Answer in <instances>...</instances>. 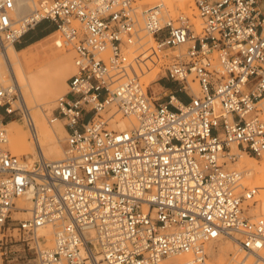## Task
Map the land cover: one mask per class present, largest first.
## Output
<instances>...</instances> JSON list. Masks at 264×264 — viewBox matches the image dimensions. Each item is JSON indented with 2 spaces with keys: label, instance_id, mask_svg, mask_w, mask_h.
I'll return each mask as SVG.
<instances>
[{
  "label": "built area",
  "instance_id": "1",
  "mask_svg": "<svg viewBox=\"0 0 264 264\" xmlns=\"http://www.w3.org/2000/svg\"><path fill=\"white\" fill-rule=\"evenodd\" d=\"M193 1L200 32L165 5L139 13L135 0H39L24 16L0 0V54L43 22L75 52L51 114L67 132L59 162L11 151L8 120L35 124L14 72L0 84L1 257L18 260L13 228L33 264H210L220 239L237 245L236 264H264V213L253 215L264 187L231 167L264 160V0ZM142 32L156 41L152 57L132 56ZM164 58L159 81L177 86L166 103L141 80Z\"/></svg>",
  "mask_w": 264,
  "mask_h": 264
},
{
  "label": "bare ground",
  "instance_id": "2",
  "mask_svg": "<svg viewBox=\"0 0 264 264\" xmlns=\"http://www.w3.org/2000/svg\"><path fill=\"white\" fill-rule=\"evenodd\" d=\"M190 2L191 0H157L156 3L154 2L155 4L153 7L160 3H163L168 6L167 8H170V10H172L173 8H175V5L179 3L181 6L187 8V5H189ZM17 5L18 14L20 16H24L26 15L24 12H29L30 8L34 7L35 2L34 0H17ZM197 30L200 31L201 29ZM154 41V38L151 36L147 41L141 44L143 47V51H141L140 55H142L143 57H152L151 55L155 52V49L157 47H155ZM146 45L147 47H144ZM15 48V46L11 45L6 50H3V52L0 54V84L4 86L10 85L14 79V72L18 83L22 88L24 104L29 110L32 120L34 121L35 131H33V129L31 128L29 129L24 116H20L8 122V131L13 133V139L10 143L11 150L19 156L27 157L29 162L35 161L39 156H43V158H45L49 162H59L65 157V149L62 147L61 143L63 139L67 137V132L64 128V123L61 120L51 122L50 119L49 121L46 109L42 108L43 102L41 103V100L43 99L39 98H41L42 94L47 90L48 84H52V86L54 87V83H56L60 79L67 78L68 64L66 63V61H62L59 65V68L57 67V70L53 69L56 70L55 72L51 74L47 73L49 74L48 77L44 76L43 73L34 72L31 74H27L20 60L19 53ZM136 51L140 52L139 49H136ZM133 55L136 54H133L132 51V56ZM153 59L155 58H152L151 61ZM147 65L151 66L150 62H147ZM146 74H148V71L145 72V75ZM192 88L196 90V87H193V85ZM66 92L57 96L56 99L66 94ZM177 101L178 99L175 98V103ZM32 109L36 110L35 113H32ZM17 125L19 126L18 128H12V126ZM24 125L28 129L29 136L31 137L29 141L27 140V134H25L24 136H18L17 134L20 128H22V126ZM128 125L129 123L127 121L120 120L118 128L126 129ZM9 126H11V128H9ZM242 158H245L244 160H242V162L245 163L246 166L241 169L250 171V179H252L256 184L264 186V161L259 163L255 159L247 156H243ZM242 158L239 159V162ZM250 184L253 183L251 182ZM28 206L29 205L26 204L25 206H23V208H28ZM257 214L259 216V212ZM15 217L19 219H26L28 215L26 212H19L15 215ZM40 235L46 237V246L42 248H46L47 245L48 247L51 246V241L53 240L54 235L53 229L49 226L44 227L40 230ZM232 249H234L235 252L239 251L237 245L234 242L226 239H220L218 242L211 244L209 247V252L211 255L210 263L231 264V261L227 263L225 259L228 256V253L232 251ZM179 259L183 261L184 258L181 257Z\"/></svg>",
  "mask_w": 264,
  "mask_h": 264
},
{
  "label": "rangeland",
  "instance_id": "3",
  "mask_svg": "<svg viewBox=\"0 0 264 264\" xmlns=\"http://www.w3.org/2000/svg\"><path fill=\"white\" fill-rule=\"evenodd\" d=\"M38 1L39 0H34L35 5L37 4ZM156 1L157 0H135V3H136V6L139 8V13H140L146 9L153 8ZM192 3H193V5H192ZM158 5H165V4L160 3ZM165 7H168V6L165 5ZM32 8L33 7H31L30 10ZM185 8L186 7L181 6L178 3L175 5V8H173L170 11H172L171 13H173V14H180V13L185 14L190 19V22L195 26V28H197L199 30L202 29L203 23H202V20L199 16V12L195 6L194 1L191 0L189 5H187V8L186 9ZM24 13L27 14L28 12L26 13V11H25ZM142 27H143V24H142ZM200 31L197 30V32H200ZM141 37H142V40H140L138 43H136L134 45V47L132 48L133 54H136L133 56H137L138 53H139L138 55H140L141 51H143V47L141 44H143L145 41H147L151 37V35L148 34L147 32H142ZM154 44L156 47L157 46L156 41H154ZM18 46H22L27 51L32 52L33 56L29 61L24 60L22 57V62L24 63L27 71H31L32 73H34V72L35 73H43L44 76L48 77L49 74L55 72L59 68V65L62 61H66V63L68 64L67 65L68 66L67 78L66 79H60L59 81L54 83V87L52 86V84H48L47 90L42 94L41 98H39V99H43V100H41V103L43 102L42 108L46 109V113L48 114V119L50 121L52 111L54 110V108L56 106V100H57L56 97L59 96L60 94L65 93L66 89H68L67 81L73 72L72 70H74V64H73L74 59H75L74 49L72 48V46L70 44H67L64 41V38L62 37V35L59 32H57L54 25L50 22H43L42 24L38 25L35 29L30 31L25 36V38L22 40V43L18 44L15 49H17ZM137 47H139V48H137ZM144 47H147V45ZM136 49H139L140 52L136 51ZM161 54L162 55H169L170 57H172L174 55L172 50L162 52ZM168 62H169V60H166L164 58V59H162V61L158 65V67L152 68L150 66V70H148V74L142 76V78H141L142 82L150 90V92L152 93L154 98L159 100L162 103H166L168 101V97L171 95V92L174 91V89H170V88L165 86V84L168 83L169 81H167L166 79L159 81V79L162 78V76H164V74H165L164 70H161L160 66L165 64V63H168ZM53 69H56V70H53ZM47 73H49V74H47ZM192 79H193V77H190V84L193 85V87L194 86L196 87V90L193 89V93L198 96V95H200L199 84L197 81L195 83H193ZM261 105H262L261 107L264 108V101L261 103ZM35 111H36L35 109H32V113H35ZM16 118H18V116L12 117L9 120L11 121V120L16 119ZM15 121H17V120H15ZM18 127H19L18 125L12 126L13 129H16ZM9 128H11V126H9ZM8 134L10 136V143H11V141L13 139V133L8 131ZM17 134H18V136H24L25 134H27V140L28 141L31 138L29 136V131L25 127V125L22 126V128H20V130ZM61 144H62V147L65 149L66 137L63 139ZM10 146H11V144H10ZM10 149H11V147H10ZM244 159L245 158H242L240 160V162L238 161L237 163H235L231 167L236 168V169H241V168L245 167L246 166L245 163L242 162V160H244ZM263 161L264 160L258 161V162L261 163ZM251 182L254 185H258L253 180L249 181L248 183H251ZM262 187H264V186H262ZM256 211L257 212H254L255 216H258V214H257L258 212H259V215L261 213H264V209H263V211H261L260 209L259 210L257 209ZM9 234H11L14 237L12 243H10V246H9V250L11 251L10 255H12V257H15V256L18 257V260H15L14 262H12L11 258H9L7 260L5 257L0 256V264H33L34 259H35L34 251L30 250L22 240H19L20 237H19V233L17 230L14 231L12 228V230L9 231ZM45 244H43V247L46 246ZM47 247H48V245H47ZM242 256H243L242 254H240L239 252H235L234 249H232V251H230L228 253V256L226 257L225 260L227 261V263L231 261L230 262L231 264H236V262L238 260H240L242 258Z\"/></svg>",
  "mask_w": 264,
  "mask_h": 264
},
{
  "label": "crops",
  "instance_id": "4",
  "mask_svg": "<svg viewBox=\"0 0 264 264\" xmlns=\"http://www.w3.org/2000/svg\"><path fill=\"white\" fill-rule=\"evenodd\" d=\"M25 38V37H24ZM23 38V39H24ZM21 43H22V41H21ZM19 48H23V49H21V50H17L18 51V53H19V57H20V60H21V62H22V57H23V59L24 60H26V61H29L31 58H32V56H33V54H32V52H30V51H27L24 47H22V46H18ZM22 65H23V67H24V70H25V72L26 73H28V74H31L32 72L31 71H27V69H26V67H25V65H24V63L22 62ZM165 86L166 87H168V88H170V89H175L177 86H176V84H174V83H172V82H168V83H166L165 84ZM184 93H179L178 94V98L180 99V100H182V101H184V102H188L190 99L185 95Z\"/></svg>",
  "mask_w": 264,
  "mask_h": 264
},
{
  "label": "trees",
  "instance_id": "5",
  "mask_svg": "<svg viewBox=\"0 0 264 264\" xmlns=\"http://www.w3.org/2000/svg\"><path fill=\"white\" fill-rule=\"evenodd\" d=\"M18 49L21 50V49H23V48H19V47H17V50H18ZM9 121H10V120H8V122H9Z\"/></svg>",
  "mask_w": 264,
  "mask_h": 264
}]
</instances>
